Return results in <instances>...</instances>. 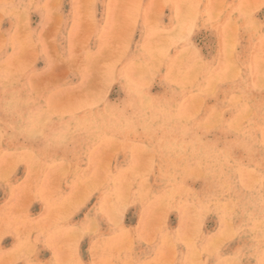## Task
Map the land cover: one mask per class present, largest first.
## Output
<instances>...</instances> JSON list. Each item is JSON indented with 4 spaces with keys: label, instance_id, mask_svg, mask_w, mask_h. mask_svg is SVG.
<instances>
[{
    "label": "rangeland",
    "instance_id": "1",
    "mask_svg": "<svg viewBox=\"0 0 264 264\" xmlns=\"http://www.w3.org/2000/svg\"><path fill=\"white\" fill-rule=\"evenodd\" d=\"M0 264H264V0H0Z\"/></svg>",
    "mask_w": 264,
    "mask_h": 264
},
{
    "label": "bare ground",
    "instance_id": "2",
    "mask_svg": "<svg viewBox=\"0 0 264 264\" xmlns=\"http://www.w3.org/2000/svg\"><path fill=\"white\" fill-rule=\"evenodd\" d=\"M21 105V104H20ZM18 113V112H17Z\"/></svg>",
    "mask_w": 264,
    "mask_h": 264
}]
</instances>
